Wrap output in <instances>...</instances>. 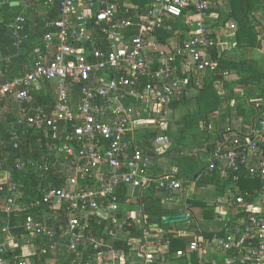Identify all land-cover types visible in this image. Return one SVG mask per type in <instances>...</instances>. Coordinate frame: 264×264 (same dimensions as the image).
<instances>
[{"label": "built area", "instance_id": "obj_1", "mask_svg": "<svg viewBox=\"0 0 264 264\" xmlns=\"http://www.w3.org/2000/svg\"><path fill=\"white\" fill-rule=\"evenodd\" d=\"M140 1L0 0L20 9L5 23L12 40L6 62L28 57L24 73L5 78L0 54V264L167 262L169 245L156 241L151 217L138 215L135 202L152 192L177 194L185 180L154 174L155 159L171 148L168 135L146 149L138 140L158 130L155 112L216 75L219 4ZM172 23L188 29L183 43L161 41ZM226 80L253 112L199 156L201 174L219 172L235 193L218 217L223 234H192L169 260L191 262L196 253L199 264H264V101L231 72L215 87ZM14 158L26 182L3 169ZM242 176L262 187L244 193ZM180 214L193 224L191 213Z\"/></svg>", "mask_w": 264, "mask_h": 264}, {"label": "trees", "instance_id": "obj_2", "mask_svg": "<svg viewBox=\"0 0 264 264\" xmlns=\"http://www.w3.org/2000/svg\"><path fill=\"white\" fill-rule=\"evenodd\" d=\"M216 1V0H215ZM260 0H230L231 11L229 13L228 19H236L239 24V30L235 34L236 39V47L240 49H249V48H262L261 42L257 40V32L255 27L252 24L250 19L251 12L259 6ZM139 3L144 4V1H140ZM262 3V2H261ZM20 13V9L18 7H13L8 3H0V54L4 58L2 63V72L3 75L8 77L10 74L15 73H24L25 65L28 61L27 55L12 59V61L8 64L6 62L7 57L12 54L7 48L11 45V35L9 30L5 27V23L12 17L16 16ZM40 21V20H39ZM173 30L175 32L176 29L184 27L178 23H172ZM173 37V33H164L161 34V41L163 43H167L169 38ZM218 69L216 71V75H212L208 78L206 85L203 89L195 92L193 96L190 98H186L180 101L173 103L172 106L185 105L192 100L198 105L199 113L202 117V122L199 124V128H205V132L210 127L212 122L218 124L220 128L226 127L232 128L233 122L231 123L232 117H239L243 115L245 112V107H248L247 102L240 98L238 94L229 91L227 94H220L215 87V83L218 80L223 79V74L225 72H233L236 73L239 77V81L237 82L241 86H250L253 88V92L250 91V95L253 98H259L264 101V70L260 69L258 64L254 60L244 59L242 61H231V60H223L219 58ZM251 88V89H252ZM256 92V93H255ZM234 103L236 105V113L230 108V105ZM219 113V117H221V122L216 121L217 118L216 113ZM236 115H235V114ZM228 120V123H226ZM224 121V122H223ZM203 130V129H202ZM198 133V132H197ZM160 133L159 130L155 132H151L149 134L143 135L139 138V143L146 149L150 148L152 141H154L155 137ZM165 135L169 134L171 136V148L165 154H176V159L174 163V176L177 178L188 177L192 179L197 173L202 171L203 164L198 160L196 156H191L187 153L188 150L194 148L202 147L203 143H208L210 140L209 136H204V132L200 133L199 136L194 137L193 143L188 141L186 138V134L184 130H178L177 132L171 131L169 133H164ZM181 136V137H178ZM179 148H181L179 150ZM15 158L4 162L3 169L9 166L10 175L14 181L18 182H26L29 180L26 174L16 172ZM2 162V163H3ZM197 187H213L215 190L220 191L222 193H227L229 189V181L226 178H223L219 172L209 173L207 171H203L202 176L196 183ZM239 186L241 190L246 193L248 191L254 192L262 187V182L257 180H251L245 176L241 177L239 182ZM191 211H192V221H194L193 228H197L198 224L201 229V234L206 237H211L213 234H223L218 227L214 228H204L203 222V210L207 207V203L198 202L196 200H191ZM166 212V208L162 203V197L152 192L150 195L145 196V213L154 218V221L158 224H161L162 217ZM212 213H208L211 219L213 217ZM152 219V218H151ZM178 227L176 224L174 225H164L162 226L164 229L170 227ZM201 226V227H200ZM168 239L169 251L173 253L180 249H185V243L183 240H180L178 237H174L170 235ZM165 241H162L164 243ZM168 257V255H167ZM200 260L196 253L192 255L191 262H188L187 258H175L172 261V264H199Z\"/></svg>", "mask_w": 264, "mask_h": 264}, {"label": "crops", "instance_id": "obj_3", "mask_svg": "<svg viewBox=\"0 0 264 264\" xmlns=\"http://www.w3.org/2000/svg\"><path fill=\"white\" fill-rule=\"evenodd\" d=\"M216 1L218 2L219 5L217 7V10L215 11V14L212 16V27L214 28L216 38H217L218 42L220 43L219 47H218V53L220 55V58L223 60H231V61H242L244 59H247V60L251 59V60H254L258 64V66L260 67V65H259L260 59L258 58L257 53L261 55L260 58L261 57L264 58V0H260L262 3L260 2L258 4L259 6H257L250 14V19H251L252 24L255 27V30H256L257 35H258L257 40L259 41V43L261 42V45H262V48H261L262 51L259 48L240 49V48L236 47V45H235V43H236L235 34L239 30V24H238V21L236 19H233V18L228 19L229 13L231 11L230 0H216ZM182 28L184 30H182ZM182 28L176 29L175 32L173 30V32H171V33H173V37L169 38L168 41L173 42V43H175V41L178 42L176 39V38H178L177 35H179V34L182 35L183 33H186L188 31L186 27H182ZM183 31H185V32H183ZM187 35L188 36L186 38L182 39L180 42H178V44L186 41V39L189 37L188 32H187ZM260 69L264 70V67H260ZM231 73L234 77H238V75L236 73H233V72H231ZM225 89L227 92L232 90L233 92L236 93L233 85H232V87H229V88L225 87ZM220 94H223V93H220ZM238 120H239V118H238ZM237 121H236V125H238ZM233 125H234V122H233ZM226 131H227L226 127L218 128V130L216 131L217 135H215L214 138H210L211 142L209 141L208 143H203L202 147L195 148V149H198L197 152H195V153L190 154V153H188V151H187V153L190 154L191 156H196L198 158V160L200 161V158H199L200 155H202V157L206 156V152H204V150L206 148H210V146H213V144L215 143L214 141L219 140L221 135L223 133H225ZM212 142H214V143H212ZM168 155H170L174 158V156H173L174 154H168ZM161 159H162V155L158 156L157 159H155V161L153 163L154 174L159 178H162L165 176H170V175L174 176V174H175L174 162H173L172 168L168 169L166 167H161V164H160ZM201 164H203V163L201 162ZM201 172L202 171H200L199 173L196 174L197 175L196 179H194V177L196 175L192 179H190L188 177L179 178V179L185 180V188L181 192L174 194V195H165V194L159 195L162 197V203H163L164 207L166 208V212H165L164 216L165 215H167V216H180L181 215L180 210H184V211H186V213L192 214L190 201L194 199L198 202L207 203V207L203 210L204 214H203V221H202L203 223L202 224L204 225V228L209 229V228L219 227V223L217 222L218 217L221 215V213L226 212V211L222 210L221 202H219L218 199H215V201L208 202L207 200L200 198L199 193L201 191H205L206 189H212L216 195L218 193H222V192L215 190L213 187H202V188L197 187L196 183L203 174V173L201 174ZM190 195H192V196H190ZM176 199H181V200L177 201ZM142 204H143V207H142ZM186 204L189 205V209L187 208ZM212 204H213V206H212ZM135 206L139 207V212L137 213L138 215L144 214V212H145V201L143 203L142 201L139 200L135 203ZM216 208L220 209L219 214L216 212ZM211 211H213V213H214L213 217L211 219H207V218H210V215L208 213L209 212L212 213ZM163 217H162V219H163ZM151 218H152V221L154 224V229L152 230V234L154 235V234L158 233V239L156 241H158L161 245H165V244L169 245L167 238H169L170 235H172V233L174 231H176V232L180 231V232L184 233V237H179V238H180V240H183V242L185 243V248H186L187 242L192 239V234H197V235L201 234V233H199V232H201V229L199 228L200 223L198 224L196 229L193 228L194 223L188 227V226H186L185 222L180 223V224H176L178 227L172 226L170 228L164 229L162 227V226H164L162 224V221H161V224L160 223L157 224L154 221V218L153 217H151ZM209 223L211 224L210 227H209ZM171 225H174V224H171ZM156 241H154V242H156ZM162 241H165V242L162 243ZM175 252L170 253L169 256L170 255L172 256ZM169 256L167 258H165L167 261V262H165V264H172L173 259H175V258H171L169 260L168 259ZM209 264H212V262H210Z\"/></svg>", "mask_w": 264, "mask_h": 264}, {"label": "rangeland", "instance_id": "obj_4", "mask_svg": "<svg viewBox=\"0 0 264 264\" xmlns=\"http://www.w3.org/2000/svg\"><path fill=\"white\" fill-rule=\"evenodd\" d=\"M182 30H184V29L182 28ZM183 32H185V31H183ZM187 32L183 33L182 35H180V34L177 35L178 36V38H176L177 41L180 42L182 39L186 38L188 36ZM178 42H176V43H178ZM261 51H262V49H261ZM257 56L260 59V63H259L260 67H264V58L261 57L262 58L261 59L260 58L261 55L258 53H257ZM220 85L217 86V90L219 93H223V95L229 93L226 91L225 88L220 87ZM232 85H234V83H232L231 80H226L224 83V87H226V88L232 87ZM230 108L235 113H236V111H238L236 109V105L234 103H232L230 105ZM245 111L247 113V116L245 117L244 121H248V115H251L253 111H252V108L249 106L245 107ZM216 116H217V118H215L216 121L221 122V117H219V113H218V115L216 114ZM144 118H146V115H144ZM151 118L155 119L156 125L158 126L157 128L161 134H164L168 131L170 133L171 131L177 132L178 130H184V133L187 136L186 138L188 139V141H190L192 143L194 141L193 140L194 137L199 136L200 133H202V132H204V136L206 135V136H209L210 138H214L215 135H217L216 131L218 130V128H220L218 126V124H215V122H212L210 124V127L208 128V130L206 132H205L204 127L202 128L203 130L199 128V124L202 122V117L199 113L198 105L195 102V100H192L191 102H189L185 105L170 106L169 108H165L162 112H155ZM237 120H238L237 117H234V118L232 117L231 123L234 122V125H235V122ZM226 123H228V120H226ZM165 128H167V129H165ZM167 135L171 139V136L169 134H167ZM178 137H181V136H178ZM180 149L181 148H179V150ZM197 150L198 149H195V148L190 149V150H188V153H190V154L195 153V152H197ZM173 156H174V158L168 154H162V159L160 160L161 167H166L168 169H171L173 166V162L175 163L176 154H174ZM205 157L206 156H203L202 158H205ZM199 195H200V198L207 200L208 202L215 201V199H218L219 202H221L222 210L225 211V209L229 208V205H228L229 199H233L235 193H234V191L229 189L227 193H218L216 195L212 189H206L205 191H201L199 193ZM190 196H192V195H190ZM178 200L180 201L181 199H178ZM210 226H211V224L209 223V227Z\"/></svg>", "mask_w": 264, "mask_h": 264}, {"label": "water", "instance_id": "obj_5", "mask_svg": "<svg viewBox=\"0 0 264 264\" xmlns=\"http://www.w3.org/2000/svg\"><path fill=\"white\" fill-rule=\"evenodd\" d=\"M197 178V175L194 177V179ZM129 194H132L134 192V196L138 197L139 195V188H135L133 189L132 186H129ZM213 206V204H212ZM216 212L219 214L220 213V209L216 208ZM189 216L188 215H181V216H167L165 215L162 219V224L163 225H171V224H180L183 222L188 221Z\"/></svg>", "mask_w": 264, "mask_h": 264}, {"label": "bare ground", "instance_id": "obj_6", "mask_svg": "<svg viewBox=\"0 0 264 264\" xmlns=\"http://www.w3.org/2000/svg\"><path fill=\"white\" fill-rule=\"evenodd\" d=\"M0 178H1L2 181L5 180V177L4 176H2V177L0 176Z\"/></svg>", "mask_w": 264, "mask_h": 264}]
</instances>
